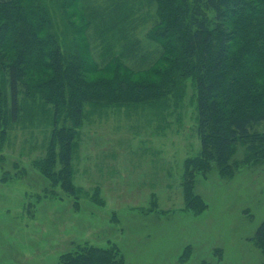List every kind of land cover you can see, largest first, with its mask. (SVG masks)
<instances>
[{
  "label": "rangeland",
  "instance_id": "374dc122",
  "mask_svg": "<svg viewBox=\"0 0 264 264\" xmlns=\"http://www.w3.org/2000/svg\"><path fill=\"white\" fill-rule=\"evenodd\" d=\"M39 2L66 55L84 46L104 68L119 54L135 80H150L142 73L162 54L148 35L158 21L154 2ZM123 3L130 14L116 27L113 14ZM114 69L93 78H112ZM184 86L179 100L168 93L164 105L157 97L122 104L120 96L87 104L75 142L73 195L37 166L48 155L51 106L22 94L21 118L0 149V264H60L83 247L114 249L124 264H263L255 238L264 222V160L243 163L248 151L241 145L229 160L231 176L213 160L198 167L196 89L191 80ZM252 130L263 132L264 123Z\"/></svg>",
  "mask_w": 264,
  "mask_h": 264
},
{
  "label": "trees",
  "instance_id": "16d2710c",
  "mask_svg": "<svg viewBox=\"0 0 264 264\" xmlns=\"http://www.w3.org/2000/svg\"><path fill=\"white\" fill-rule=\"evenodd\" d=\"M151 1L157 5L158 21L148 35L161 45L162 54L142 73L150 80L137 81L119 54H113L104 68L88 59L84 46L66 55L39 0H0V149L10 127L21 118V95L40 96L53 110V130L47 158L37 166L53 184L73 195L77 191L73 155L87 104L97 106L120 96L122 104L157 97L162 105L168 93L179 100L185 81L191 80L201 141L196 165L213 160L231 176L229 160L241 145L248 151L243 163L263 161L264 131L252 128L264 123V0ZM129 14L130 6L120 4L112 18L116 27ZM112 68V78H93ZM58 164L61 169L56 172ZM255 241L264 253V222ZM60 264H124V260L114 249L83 247L64 255Z\"/></svg>",
  "mask_w": 264,
  "mask_h": 264
}]
</instances>
